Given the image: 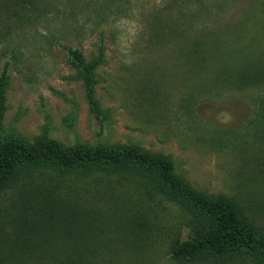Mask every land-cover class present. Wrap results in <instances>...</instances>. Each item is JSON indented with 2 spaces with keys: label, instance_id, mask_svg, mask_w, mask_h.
I'll list each match as a JSON object with an SVG mask.
<instances>
[{
  "label": "rangeland",
  "instance_id": "374dc122",
  "mask_svg": "<svg viewBox=\"0 0 264 264\" xmlns=\"http://www.w3.org/2000/svg\"><path fill=\"white\" fill-rule=\"evenodd\" d=\"M9 5L0 11L2 135L169 156L178 178L229 198L264 233V0ZM98 45L95 115L63 46L89 61ZM46 172L35 170L30 191H0V264H48L40 260L47 249L72 251L74 264H253L171 259L169 245L189 232L187 216L140 177L54 172L44 180L55 186L48 200Z\"/></svg>",
  "mask_w": 264,
  "mask_h": 264
},
{
  "label": "trees",
  "instance_id": "16d2710c",
  "mask_svg": "<svg viewBox=\"0 0 264 264\" xmlns=\"http://www.w3.org/2000/svg\"><path fill=\"white\" fill-rule=\"evenodd\" d=\"M28 1L0 0V11L7 10L10 2L11 6L24 8ZM63 49L82 80L90 111L97 115L99 109L93 95V70L102 60L101 45H98L96 55L89 61H85L75 47L63 46ZM7 65L6 61L0 71V118L7 85ZM41 169H49L40 177V188L44 187L48 193L55 186L45 185L44 180L54 172L71 174L74 178L87 175L100 177L98 174L105 177L116 175L125 180L140 177L150 183L158 195L175 204L187 216L189 232L185 238L171 242L168 248L171 259L198 261L240 258L253 264H264V233L243 217L229 198L207 196L178 178L169 156L146 152L132 144L108 146L98 143L91 147L75 145L64 149L45 136L37 138L30 145L18 137L4 136L0 132V191L11 185L30 191V185L35 181L33 173ZM48 193L46 198L53 199L54 196ZM47 250L40 251V260L44 259L48 264L75 262L74 254L68 249L57 252ZM76 256L79 260L81 254ZM79 263L81 260L75 264Z\"/></svg>",
  "mask_w": 264,
  "mask_h": 264
}]
</instances>
